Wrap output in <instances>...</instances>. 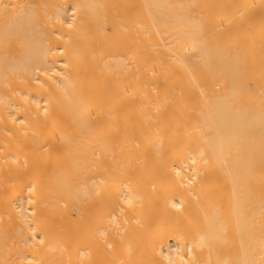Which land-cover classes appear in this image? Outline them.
<instances>
[{
  "label": "bare ground",
  "instance_id": "obj_1",
  "mask_svg": "<svg viewBox=\"0 0 264 264\" xmlns=\"http://www.w3.org/2000/svg\"><path fill=\"white\" fill-rule=\"evenodd\" d=\"M0 264H264V0H0Z\"/></svg>",
  "mask_w": 264,
  "mask_h": 264
},
{
  "label": "rangeland",
  "instance_id": "obj_2",
  "mask_svg": "<svg viewBox=\"0 0 264 264\" xmlns=\"http://www.w3.org/2000/svg\"><path fill=\"white\" fill-rule=\"evenodd\" d=\"M193 14H194L195 19L200 17L199 16V11L195 7L193 8Z\"/></svg>",
  "mask_w": 264,
  "mask_h": 264
}]
</instances>
